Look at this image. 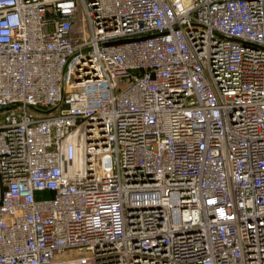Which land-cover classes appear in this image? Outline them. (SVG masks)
Listing matches in <instances>:
<instances>
[{"label": "built area", "instance_id": "obj_1", "mask_svg": "<svg viewBox=\"0 0 264 264\" xmlns=\"http://www.w3.org/2000/svg\"><path fill=\"white\" fill-rule=\"evenodd\" d=\"M0 264H264V0H0Z\"/></svg>", "mask_w": 264, "mask_h": 264}, {"label": "water", "instance_id": "obj_2", "mask_svg": "<svg viewBox=\"0 0 264 264\" xmlns=\"http://www.w3.org/2000/svg\"><path fill=\"white\" fill-rule=\"evenodd\" d=\"M115 42H120V41H115ZM39 108H40V109H44V107H40V106H39Z\"/></svg>", "mask_w": 264, "mask_h": 264}]
</instances>
